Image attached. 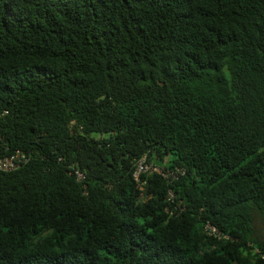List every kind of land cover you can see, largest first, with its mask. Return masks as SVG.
<instances>
[{
	"label": "trees",
	"instance_id": "16d2710c",
	"mask_svg": "<svg viewBox=\"0 0 264 264\" xmlns=\"http://www.w3.org/2000/svg\"><path fill=\"white\" fill-rule=\"evenodd\" d=\"M16 150L0 264H264V0H0Z\"/></svg>",
	"mask_w": 264,
	"mask_h": 264
},
{
	"label": "built area",
	"instance_id": "2783aa9c",
	"mask_svg": "<svg viewBox=\"0 0 264 264\" xmlns=\"http://www.w3.org/2000/svg\"><path fill=\"white\" fill-rule=\"evenodd\" d=\"M29 162V156L26 152L22 150H16L9 156H6L4 158H0V173L2 172H11L15 171L25 164ZM72 174L75 176L78 182L84 183L86 179V175L83 171L79 169H75L74 167H71ZM180 170L177 169H166L161 167L158 164H155L154 162H149L147 160V156L145 155L143 158L138 160L135 163V172H134V179L138 184V187L140 189L143 188V180L142 175H152V174H158L161 175L164 179H166L169 183H171L173 180H176L180 175ZM86 187V185H84ZM174 194L172 191L168 194V201H173ZM204 231L206 234L221 238V233L218 231V229L213 226L212 224L208 223L204 227ZM264 259V254H263Z\"/></svg>",
	"mask_w": 264,
	"mask_h": 264
},
{
	"label": "rangeland",
	"instance_id": "374dc122",
	"mask_svg": "<svg viewBox=\"0 0 264 264\" xmlns=\"http://www.w3.org/2000/svg\"><path fill=\"white\" fill-rule=\"evenodd\" d=\"M256 236L258 238H264V224L260 218H257L255 221Z\"/></svg>",
	"mask_w": 264,
	"mask_h": 264
}]
</instances>
